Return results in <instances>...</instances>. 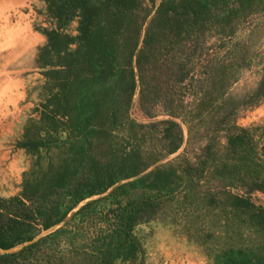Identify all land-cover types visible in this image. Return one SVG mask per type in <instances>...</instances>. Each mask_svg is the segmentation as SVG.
Segmentation results:
<instances>
[{"label":"trees","instance_id":"16d2710c","mask_svg":"<svg viewBox=\"0 0 264 264\" xmlns=\"http://www.w3.org/2000/svg\"><path fill=\"white\" fill-rule=\"evenodd\" d=\"M47 6L57 26L43 30L36 53L47 95L31 136L18 142L33 152L44 147L46 159L23 173L18 190L0 195V264H141L137 227L167 211L206 215V240L219 233L225 242L217 264H264V205L248 195L264 192V116L232 121L237 107L264 95V71L242 95L225 93L252 60L262 17L243 39L229 36L248 14L264 11V0ZM73 18L70 33L63 28ZM211 34L229 47L194 94L193 55ZM134 95L148 115L158 106L167 117L137 120L129 111ZM175 119L187 140L206 128L191 156L178 151Z\"/></svg>","mask_w":264,"mask_h":264},{"label":"rangeland","instance_id":"374dc122","mask_svg":"<svg viewBox=\"0 0 264 264\" xmlns=\"http://www.w3.org/2000/svg\"><path fill=\"white\" fill-rule=\"evenodd\" d=\"M258 17L264 22V11L248 14L229 36L230 42L243 39ZM75 24L73 18L63 29L74 33ZM56 26L55 18L48 11L47 0H0V195L18 190L23 173L41 166L46 159L44 147L33 152L18 142L31 136L36 127L38 105L47 95L46 78L40 72L36 53L45 41L43 30ZM261 29V39L253 46L251 62L240 67L237 78L227 86L226 94L242 95L256 84L264 71V27ZM34 34L41 36L37 38ZM223 40L226 41L225 36ZM219 44V34H211L196 47L192 59L194 94L203 84L205 70L214 59H221L229 47L228 42ZM184 99L190 101L192 96L189 94ZM129 111L140 121L167 117L158 106L150 109L153 115H148L135 95ZM263 116L264 95L254 104L237 107L232 121L240 126L250 125L260 122ZM175 120L183 139L178 151L183 150L191 156L206 140V128L199 129L187 140L184 123ZM217 137L223 141L224 131L219 130ZM235 191L243 192L242 189ZM248 195L254 204L264 205V192L252 190ZM137 230L144 246L141 264H217L216 255L225 246L219 233L213 240H206V215L188 216L176 211L172 216L167 211L163 216L140 224Z\"/></svg>","mask_w":264,"mask_h":264},{"label":"crops","instance_id":"0c3cea01","mask_svg":"<svg viewBox=\"0 0 264 264\" xmlns=\"http://www.w3.org/2000/svg\"><path fill=\"white\" fill-rule=\"evenodd\" d=\"M15 1H16V0H15ZM33 36H36L37 38H40L41 35H39V34L35 35V34H34ZM33 36H32V37H33ZM36 37H35V39H36ZM33 39H34V37H33ZM42 39H43V37H42ZM9 193H10V191H8V193H5V194H9Z\"/></svg>","mask_w":264,"mask_h":264},{"label":"water","instance_id":"95a60500","mask_svg":"<svg viewBox=\"0 0 264 264\" xmlns=\"http://www.w3.org/2000/svg\"><path fill=\"white\" fill-rule=\"evenodd\" d=\"M15 247H17V246H15Z\"/></svg>","mask_w":264,"mask_h":264}]
</instances>
